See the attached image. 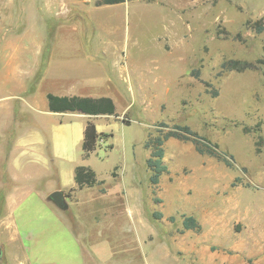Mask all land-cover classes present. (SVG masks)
<instances>
[{"label":"rangeland","instance_id":"374dc122","mask_svg":"<svg viewBox=\"0 0 264 264\" xmlns=\"http://www.w3.org/2000/svg\"><path fill=\"white\" fill-rule=\"evenodd\" d=\"M96 3L0 0V145L42 117L50 87H18L49 63L51 75L115 105L94 122L107 137L87 159L77 125L39 123L54 159L0 228V264H264V32L254 31L264 0ZM231 60L254 68L223 72ZM159 123L209 139L228 167L169 139L168 173L151 185L145 143L166 130ZM78 166L98 184L76 189ZM59 190L66 210L49 199ZM188 216L199 230H183Z\"/></svg>","mask_w":264,"mask_h":264},{"label":"crops","instance_id":"0c3cea01","mask_svg":"<svg viewBox=\"0 0 264 264\" xmlns=\"http://www.w3.org/2000/svg\"><path fill=\"white\" fill-rule=\"evenodd\" d=\"M73 4L74 3H71V5ZM106 6H115V5H106ZM100 7H104V6H95V5L93 6V8H100ZM26 54L27 53H23V56H25ZM37 56L40 58L39 54H37ZM51 58H50V62H51ZM41 69L40 67H38V69L35 70V72H32V75L30 76L31 78H28L25 81H20L19 82L20 85L18 89L21 90L23 93H27L28 91L30 92V88H29L30 82L32 80H35V82L38 85L42 86L41 89L46 85L47 87H50L47 88L49 89L47 90L48 92L44 90L45 95L47 93H51L56 96L90 97L87 96L86 94L88 92L86 90V87L83 88V86H77L78 84H74V82L72 81H64L61 78L58 79L57 77L51 75L50 63L48 65V70H46L45 67L44 70L41 72ZM90 98H99V97H90ZM39 113L41 114L42 117H38L36 119V122L33 120L34 122H31L30 124L31 126H29V123L28 125L26 124L27 126L24 129L25 131L20 132L19 136L16 138L15 144L14 143L7 144L4 141L0 145V192L4 191L5 193L4 209L6 214V217L0 222V228H2L3 232L9 230L10 225L13 223V218L10 215V213L15 209L16 205L18 204L19 198L25 192L29 191V189L31 190L36 189L38 180L44 178V174H45L44 172L46 170V167H48L49 163L52 164L53 162L54 159L53 151H52L53 149L50 152L51 154H47L49 155V159L48 161H46V158L48 157L46 156L47 153L46 147L48 144L50 146V143H47L46 145L45 134L47 133L43 130V128L39 124L45 120L44 117L65 116V120L58 122L57 128H55L54 130L62 129L65 127L68 128L70 127L71 129L73 125H77L76 131L78 133V137L82 135V140H83L84 128L88 121L94 123V122H99V120H101L99 118L110 117V116H88L80 113H64V114L51 113L48 111L47 107L40 110ZM95 128L98 133H102L99 130L98 126L95 125ZM1 130L3 129L1 128ZM6 130L7 128H5L3 132ZM73 177H74V173H73ZM73 188L74 187L71 186L69 189H73ZM2 254L3 252L1 250V257Z\"/></svg>","mask_w":264,"mask_h":264},{"label":"trees","instance_id":"16d2710c","mask_svg":"<svg viewBox=\"0 0 264 264\" xmlns=\"http://www.w3.org/2000/svg\"><path fill=\"white\" fill-rule=\"evenodd\" d=\"M126 1L140 0H97L95 6H106L121 4ZM254 31L256 33L264 32V26L256 23ZM41 72L45 67H41ZM251 63L241 61H227L222 63L221 70L223 72L236 71L243 72L253 69ZM192 77L197 78L198 72L191 73ZM216 96V93H213ZM47 100V109L51 113H80L88 116H115V105L108 97L90 98L78 96H56L51 93L45 95ZM159 126L166 130L157 131L155 136L148 137L145 148L149 150V157L146 160V168L150 173L149 182L151 185H157L161 176L168 173V168L165 165L164 159V144L169 139L178 140L181 142H189L192 144L195 152L199 155L215 158L228 167V162L222 157L215 143L191 130L185 125H167L159 123ZM249 129L244 128V133H248ZM107 135L98 133L93 122L88 121L84 128L81 151L84 158H88L98 146L100 140ZM74 183L76 189L91 188L98 184L95 172L83 166H78L74 169ZM71 189L70 191H74ZM69 196V195H67ZM154 217H159V214H154ZM183 230H199V225L196 220L191 217H184L182 221Z\"/></svg>","mask_w":264,"mask_h":264},{"label":"water","instance_id":"95a60500","mask_svg":"<svg viewBox=\"0 0 264 264\" xmlns=\"http://www.w3.org/2000/svg\"><path fill=\"white\" fill-rule=\"evenodd\" d=\"M49 199L61 210L67 209V204L65 203V196L61 191H55L49 195Z\"/></svg>","mask_w":264,"mask_h":264}]
</instances>
